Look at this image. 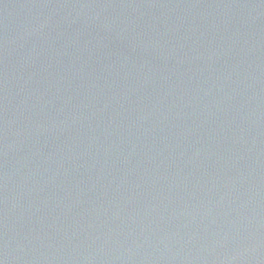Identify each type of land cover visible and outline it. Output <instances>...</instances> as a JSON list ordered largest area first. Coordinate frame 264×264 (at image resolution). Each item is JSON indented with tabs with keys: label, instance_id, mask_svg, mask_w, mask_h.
<instances>
[{
	"label": "water",
	"instance_id": "1",
	"mask_svg": "<svg viewBox=\"0 0 264 264\" xmlns=\"http://www.w3.org/2000/svg\"><path fill=\"white\" fill-rule=\"evenodd\" d=\"M0 264H264V0H0Z\"/></svg>",
	"mask_w": 264,
	"mask_h": 264
}]
</instances>
